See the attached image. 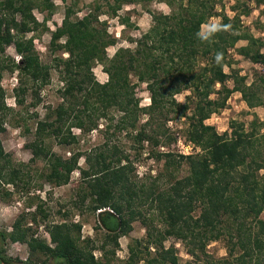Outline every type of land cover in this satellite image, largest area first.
<instances>
[{"label": "trees", "instance_id": "16d2710c", "mask_svg": "<svg viewBox=\"0 0 264 264\" xmlns=\"http://www.w3.org/2000/svg\"><path fill=\"white\" fill-rule=\"evenodd\" d=\"M61 1L63 14L48 42L50 48L66 53L56 58L63 81L60 102L34 120L28 142L30 160L46 161L44 179L55 186L67 183L70 173L77 170L82 186L73 204L88 200L91 228L101 233L99 245L92 237L80 236L78 221H59L47 227L49 246L43 239L27 237L19 219L11 231H0V243L5 239L25 242L30 256L43 254L53 264H111L108 256L114 255L117 239L138 220L145 233L127 244V264H177L173 247L162 245L167 237L178 239L191 257L204 255L208 264H264V173H259L264 169V132H259L264 120L254 116L246 127L230 120L228 131L221 133L206 122L226 107L233 92L239 93L247 108L264 105V71L254 72L246 82V76L232 67L229 53L234 50L264 66V37H254L241 20L249 15L250 1L264 13V0H233L231 15L222 6L216 11L218 0H93L79 17L75 16L78 0ZM153 2L163 3L167 11L152 9ZM124 4L140 5L149 14L150 24L138 37L128 38L133 46L117 47L107 56L105 48L114 38L99 15L117 17L123 26L133 27L127 16L117 15ZM54 6L52 0H0V78L4 70L15 72L12 95L16 105L23 104L26 94L33 98L32 106L37 104L39 89L49 81L50 68L39 60L32 37L24 35L40 26L46 28ZM33 9L47 12L42 22ZM212 16L230 28L201 42L196 33ZM239 40L245 44L236 46ZM9 45L18 55L16 60L5 53ZM218 52L223 54L219 64L215 61ZM96 63L106 74L103 82L92 73ZM139 84L148 93L146 105H139ZM182 92L187 93L179 102L175 95ZM11 111L0 85V132ZM112 112L118 113L114 124ZM100 119L105 120L104 131L112 129L109 135L123 132L135 143L136 157L145 154L161 161L160 170L137 178L133 161L119 154L114 144L95 152L72 151L67 157L52 153L46 145L49 138L68 145L77 139L70 128L87 133L97 129ZM180 119L184 126L169 127L168 122ZM24 130L30 132L27 126ZM179 138L197 151L169 149ZM81 156L83 166L78 164ZM10 165L0 141V184L13 185L25 176ZM182 166L185 171L180 174ZM144 206L150 213L142 212ZM216 240L223 242L225 255L209 258L205 247ZM0 260H11L2 245ZM16 261L30 264L29 258Z\"/></svg>", "mask_w": 264, "mask_h": 264}, {"label": "rangeland", "instance_id": "374dc122", "mask_svg": "<svg viewBox=\"0 0 264 264\" xmlns=\"http://www.w3.org/2000/svg\"><path fill=\"white\" fill-rule=\"evenodd\" d=\"M92 1L78 0L75 6V16L79 17L86 12ZM218 1L215 4L217 12L222 6L228 15L233 13L229 9L233 0ZM52 2L55 6L45 20L44 24L46 28L40 26L37 31L24 35L25 37H32L34 49L39 60L50 68L49 81L39 89V101L37 104L31 105L33 98L29 94H26L22 105L14 103L12 88L15 84V72L11 73L4 70L0 78V85L3 89V101L5 105H9L12 108L11 116L2 121L4 130L0 132L1 145L10 158V166L23 172V175L25 174V176H21L19 180L15 181L16 184H0V231H5L6 233L11 231L13 222L19 219L21 228H27V237L31 235L34 238L43 239L49 246H52L47 233V227L51 223L78 221L81 223L80 236L92 237L95 245H99L98 239L101 233L99 231L95 232L91 228L93 215L86 208L88 200L86 199L83 204H79L81 206L77 204L74 206L73 204L75 200L77 201L76 193L79 192V188L82 186V184H79L77 170H73L70 173L67 183L55 186L44 179V175L48 171L46 161L44 159L30 160L31 154L28 142L33 136L31 131L34 120L40 119L47 107L52 108L60 102L59 88L63 83L59 74L61 66L57 65L56 58L60 56L65 57L66 53L50 48L48 42L50 31L60 22L64 3L61 0H52ZM109 2L112 3V0H109ZM249 6L251 8L249 15L241 17L242 26L254 37H264V13L261 12V7L254 6L251 1L249 2ZM150 7L163 12L167 11V7L163 3L153 2ZM106 9V5H103L102 11ZM32 13L39 22H42L47 15V12H41L38 9H33ZM117 15L120 18L127 16L133 27L123 26L117 17H112L108 14L99 15L100 20H105L107 33L114 38V43L105 48L107 56H110L117 47L133 46V43L128 42V38L138 37L139 33L146 30L150 24L149 14L138 4L122 5L121 9L117 11ZM209 21L217 22L218 17L212 16L205 23ZM244 44V40L236 42V46ZM261 51L264 52V46L261 48ZM5 53L15 60L18 58L12 45L5 48ZM229 53L233 59L232 67L238 69L240 75L246 76V82L250 81L254 72L264 71V66L244 59L236 54L234 50H230ZM92 73L97 81L103 82L106 80V74L102 71L100 64L96 63L92 67ZM228 83L230 84V82ZM186 93L176 94L175 99L182 102ZM136 95L139 99V105H146L148 103V93L145 90L144 84L138 85ZM111 116V123L114 124L118 113L112 112ZM254 116L258 120H264V105L247 108L244 103L239 102L238 98H233L231 95L226 107L216 114H211L206 122L211 123L215 130L221 133L222 131H228V122L230 120L243 122L244 127H246ZM104 122V119H100L97 129H93L87 133H80L75 127L70 128V131L77 136V139L68 145L58 144L56 139L53 138L47 139L46 145L52 153L61 157H67L72 151H79L81 153L95 152L105 148L106 145L114 144L118 148L119 154H125L133 161L134 174L137 178L148 173L154 174L160 170L161 161H154L153 158L145 154L136 157L135 143L128 136L124 135L123 132H112L109 135L112 129L104 131V127H102ZM168 125L172 129L184 126L182 119L170 121ZM25 126L30 129V132L24 130ZM259 132H264V127ZM168 148L175 153H189L196 150L189 143L182 142L181 138L174 145L169 144ZM78 164L84 165L82 156L79 157ZM184 171V166H182L180 174H183ZM259 173H264V169H261ZM38 207L42 210L41 212L38 211ZM141 210L145 214L150 213V211H147L146 206L141 208ZM42 214L45 215L44 218ZM33 216L35 220H32ZM144 233V228L140 222L138 220L133 221L131 223V230L126 235L120 236L117 239L118 246L115 249L114 255L112 257L108 256L111 264H127V244L134 243V239L143 238ZM0 245H2L4 255L11 258L7 263L0 260V264H19L16 261L17 259L24 260L28 258L30 259V264H53L52 260L43 254L37 253L30 256L25 242H13L5 239ZM162 245L164 247H173L174 253L177 256V264H208L204 255L197 258L189 256L186 253L185 246L178 239L167 237ZM152 250L150 248L151 252ZM205 250L209 258L216 259L225 255L221 240L208 242ZM93 253L95 257H99L97 250H94ZM138 264H144V262L140 261Z\"/></svg>", "mask_w": 264, "mask_h": 264}, {"label": "clouds", "instance_id": "9594fccd", "mask_svg": "<svg viewBox=\"0 0 264 264\" xmlns=\"http://www.w3.org/2000/svg\"><path fill=\"white\" fill-rule=\"evenodd\" d=\"M230 25H223L219 22L209 21L201 25L200 30L196 33L197 39L201 42H209L211 39L221 31H227ZM223 54L218 52L215 55V61L217 64L221 63Z\"/></svg>", "mask_w": 264, "mask_h": 264}, {"label": "crops", "instance_id": "0c3cea01", "mask_svg": "<svg viewBox=\"0 0 264 264\" xmlns=\"http://www.w3.org/2000/svg\"><path fill=\"white\" fill-rule=\"evenodd\" d=\"M231 95L233 96V98H238L240 103H244L243 101L240 100V95L238 92H233Z\"/></svg>", "mask_w": 264, "mask_h": 264}]
</instances>
